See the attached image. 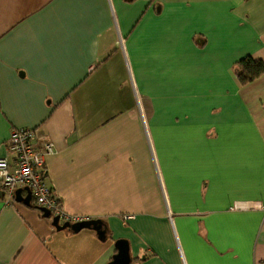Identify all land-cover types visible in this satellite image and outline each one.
Wrapping results in <instances>:
<instances>
[{"label":"crops","instance_id":"0c3cea01","mask_svg":"<svg viewBox=\"0 0 264 264\" xmlns=\"http://www.w3.org/2000/svg\"><path fill=\"white\" fill-rule=\"evenodd\" d=\"M246 56L264 62V0H0V157L36 129L65 215L105 230L56 229L0 184V264H109L118 239L129 264H264V73L240 84Z\"/></svg>","mask_w":264,"mask_h":264},{"label":"built area","instance_id":"2783aa9c","mask_svg":"<svg viewBox=\"0 0 264 264\" xmlns=\"http://www.w3.org/2000/svg\"><path fill=\"white\" fill-rule=\"evenodd\" d=\"M140 103V97L131 83L128 90V111L131 113L130 107H134L137 111L134 115H141ZM6 145L14 158L10 162L7 158L0 157V184L10 198L15 189L25 187L30 190L35 205L50 211L52 216L58 215L60 220L69 222L83 220L65 215L59 198L46 183V156L53 150L50 140L41 138L34 128H19L11 130ZM252 206L261 207L256 204Z\"/></svg>","mask_w":264,"mask_h":264},{"label":"water","instance_id":"95a60500","mask_svg":"<svg viewBox=\"0 0 264 264\" xmlns=\"http://www.w3.org/2000/svg\"><path fill=\"white\" fill-rule=\"evenodd\" d=\"M15 198L29 205L31 200L30 190L27 188V195L25 197L20 196L19 191H17ZM39 209L43 212L44 217L52 218L51 223L56 229L70 228L73 231H79L83 228H92L96 231L99 238H105V230L102 228V222L99 219H87L77 222L64 221L61 223L58 215L52 216L50 211L44 208ZM115 247L117 252L113 255L112 261L109 264H129L130 255L127 241L124 239H118L115 241Z\"/></svg>","mask_w":264,"mask_h":264},{"label":"trees","instance_id":"16d2710c","mask_svg":"<svg viewBox=\"0 0 264 264\" xmlns=\"http://www.w3.org/2000/svg\"><path fill=\"white\" fill-rule=\"evenodd\" d=\"M133 1V0H126ZM235 75L240 84L249 83L264 73V62L251 56L241 58L236 62Z\"/></svg>","mask_w":264,"mask_h":264},{"label":"rangeland","instance_id":"374dc122","mask_svg":"<svg viewBox=\"0 0 264 264\" xmlns=\"http://www.w3.org/2000/svg\"><path fill=\"white\" fill-rule=\"evenodd\" d=\"M131 84V83H130ZM130 84H129V87H130ZM132 86V85H131ZM141 102V101H140ZM141 104V103H140ZM130 109L132 110V112H131V114H137V111H136V109L134 108V107H130ZM140 114L141 115H144V112H143V108H142V106L140 105Z\"/></svg>","mask_w":264,"mask_h":264}]
</instances>
